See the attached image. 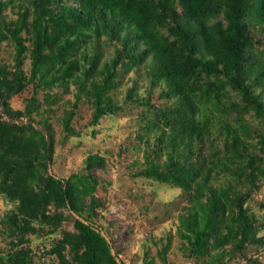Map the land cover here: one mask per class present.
<instances>
[{"label": "trees", "instance_id": "1", "mask_svg": "<svg viewBox=\"0 0 264 264\" xmlns=\"http://www.w3.org/2000/svg\"><path fill=\"white\" fill-rule=\"evenodd\" d=\"M27 3L18 5L21 9L16 20H9L5 11L16 4L14 0H0V43L11 38L15 46L13 67L0 64V104L7 105L5 96L9 90L24 89L27 79L24 63L29 50L34 76L39 71V80L46 85L74 81L79 91L92 101L94 122L121 109L111 96L121 67L130 72L145 66L151 81L149 93L143 98L145 103L153 106L150 94L159 86L160 96L167 104L152 121L157 146L151 149L150 138L146 141L144 158L152 165L148 171L160 180L173 181L183 190L196 186L209 193L212 221L207 230L198 233L190 248V254L204 257L226 207L221 193L225 190L214 180L219 181L220 168H231L224 161H209L206 157L205 142L212 140L213 122L203 103L215 96L214 103L218 106L224 91L222 83L227 82L264 120L261 49L264 0H27ZM103 44L113 47L106 60ZM132 94L130 91L127 97ZM152 122H148L147 129ZM237 123L224 122L217 129L223 135L224 145L246 158V169L241 171L249 170L254 184L264 156L247 145L252 128L246 121ZM1 128L0 193H6L17 203L16 210L7 215L8 229L14 237L17 233L25 236L35 231L39 215H45L40 211L44 198L35 193L27 184V176L22 178L19 172L33 165L37 157L32 155L30 142L15 131ZM258 136L259 150L264 152V131L258 132ZM52 154L51 140L46 146L50 161ZM87 163L92 166L93 158ZM63 181L57 180L60 201L83 219L76 221L78 233L71 245L82 251L88 263L107 258L117 264L109 239L97 227L95 202L88 208L78 207L73 190L64 186ZM239 217L240 241L232 251L242 249L255 231L245 210ZM21 255L20 250L13 254L16 261ZM224 261L225 255H221L216 262ZM250 264L261 263L252 260Z\"/></svg>", "mask_w": 264, "mask_h": 264}, {"label": "rangeland", "instance_id": "2", "mask_svg": "<svg viewBox=\"0 0 264 264\" xmlns=\"http://www.w3.org/2000/svg\"><path fill=\"white\" fill-rule=\"evenodd\" d=\"M14 4L17 6L11 5L5 11L9 20L18 18V5L28 3L14 0ZM27 44L30 46L31 42ZM103 47L106 60L113 47ZM261 49L264 52V47ZM14 56L11 38L3 40L0 64L11 69ZM24 70V89L9 90L5 96L7 105L0 104V127L15 131L32 144V155L37 159L19 172L44 198L40 211L45 215H39L34 232L25 236L17 233L14 237L8 229L7 215L16 210L17 203L0 193V264H62V260L63 264H113L107 258L88 263L82 251L71 245L78 233L76 221L83 219L60 201L58 179L73 190L78 207L88 208L95 202L97 227L109 239L117 264H217L221 255H225L223 264H250L252 260L264 264V159L259 162L253 184L249 170L241 171L246 169V158L227 148L217 129L224 122L246 121L252 128L247 145L264 156L258 146V132L264 131V120L230 84L222 83L224 91L218 106L215 96L203 103L213 122L212 140L205 142L206 157L209 161H224L231 169L220 168L219 181L214 180L225 190L221 193L226 207L219 230L208 245L210 249L204 257H196L190 254V248L198 233L207 230L212 221L210 196L196 186L183 190L173 181L160 180L148 171L152 165L144 158L146 141L150 138L151 149L157 146L152 121L167 104L160 96L159 86L150 94L153 106L145 103L143 98L151 83L147 68L126 72L121 67L111 91L121 109L103 115L98 122L93 121L91 99L79 91L74 81L46 85L39 80V71L34 76L30 50ZM130 91L133 94L127 97ZM8 111L12 114L8 115ZM148 120L152 122L150 129L146 128ZM51 140L50 161L46 146ZM89 158H93L92 166H88ZM242 210L255 231L242 249L232 251L240 241ZM16 250L22 252L18 261L13 256Z\"/></svg>", "mask_w": 264, "mask_h": 264}]
</instances>
